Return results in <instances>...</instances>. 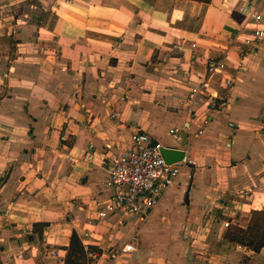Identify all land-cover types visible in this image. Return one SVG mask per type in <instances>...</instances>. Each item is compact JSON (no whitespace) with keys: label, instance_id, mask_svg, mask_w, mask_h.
Masks as SVG:
<instances>
[{"label":"crops","instance_id":"0c3cea01","mask_svg":"<svg viewBox=\"0 0 264 264\" xmlns=\"http://www.w3.org/2000/svg\"><path fill=\"white\" fill-rule=\"evenodd\" d=\"M253 27L264 0H0V264H64L73 231L86 264H264L224 237L264 212ZM136 130L187 162L141 219L105 185Z\"/></svg>","mask_w":264,"mask_h":264},{"label":"built area","instance_id":"2783aa9c","mask_svg":"<svg viewBox=\"0 0 264 264\" xmlns=\"http://www.w3.org/2000/svg\"><path fill=\"white\" fill-rule=\"evenodd\" d=\"M250 17L259 22L261 14L254 11ZM240 37L253 50L259 47L264 38V29L253 27L250 32ZM224 66L223 60H208L209 73L222 70ZM227 84H230L228 79ZM192 94L193 92L190 96ZM226 103L223 98H219L217 102L220 107H224ZM201 132L202 130H198V133ZM186 163V159L167 162L162 155L160 143L147 132L136 130L131 135L128 147L114 156L108 164L105 185L111 189L109 208L120 211L129 218H144L157 205L162 194L174 182ZM105 214L106 212H100L101 216ZM224 225L228 226L229 222H224ZM122 249L134 251L133 241L125 244Z\"/></svg>","mask_w":264,"mask_h":264},{"label":"trees","instance_id":"16d2710c","mask_svg":"<svg viewBox=\"0 0 264 264\" xmlns=\"http://www.w3.org/2000/svg\"><path fill=\"white\" fill-rule=\"evenodd\" d=\"M196 1L208 2L209 0ZM256 214H264V212L254 211L250 223L245 228L236 225L229 226L224 233V237L258 251L264 244V221L262 223L254 221ZM90 247L85 246L73 231L66 248L64 264H86V250H89Z\"/></svg>","mask_w":264,"mask_h":264},{"label":"water","instance_id":"95a60500","mask_svg":"<svg viewBox=\"0 0 264 264\" xmlns=\"http://www.w3.org/2000/svg\"><path fill=\"white\" fill-rule=\"evenodd\" d=\"M162 155L167 162H175L182 159L184 152L180 150H175L172 147H163Z\"/></svg>","mask_w":264,"mask_h":264},{"label":"rangeland","instance_id":"374dc122","mask_svg":"<svg viewBox=\"0 0 264 264\" xmlns=\"http://www.w3.org/2000/svg\"><path fill=\"white\" fill-rule=\"evenodd\" d=\"M254 221L262 223L264 221V214H256L254 216ZM229 226H232V225H230V223H229L228 227ZM228 227L226 226V228H228Z\"/></svg>","mask_w":264,"mask_h":264}]
</instances>
